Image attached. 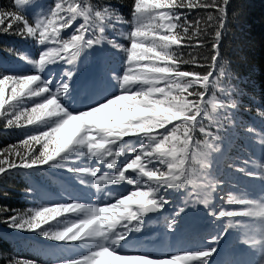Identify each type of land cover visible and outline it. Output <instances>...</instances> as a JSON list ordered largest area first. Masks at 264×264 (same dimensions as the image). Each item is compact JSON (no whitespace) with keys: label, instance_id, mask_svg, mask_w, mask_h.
I'll list each match as a JSON object with an SVG mask.
<instances>
[{"label":"snow or ice","instance_id":"1","mask_svg":"<svg viewBox=\"0 0 264 264\" xmlns=\"http://www.w3.org/2000/svg\"><path fill=\"white\" fill-rule=\"evenodd\" d=\"M230 4L133 0L131 19L111 6L78 0H56L34 19L26 15L35 7L30 0H14V10L0 7V32L44 46L38 59L5 49L28 70L0 59V118L6 127H22V120L40 126L0 149V176L23 172L33 200L51 198L48 182L59 183L58 195L68 201L25 212L0 207V223L56 242L39 249L53 264H249L235 252H218L230 231L264 251V161L252 160L249 168L247 160L237 165L231 156L241 137L264 154V104L254 110L256 127L240 116L233 98L245 90L231 84L234 74L222 51ZM65 29H71L66 36ZM49 65L59 71L45 72ZM30 99L31 108L25 106ZM32 144L42 150L34 153ZM81 157L88 163H77ZM51 169L66 170L80 185L94 181L95 200L73 192L69 178L58 181ZM225 169L251 181L228 194L233 208L214 195L230 183ZM120 184L130 187L108 188ZM257 186L259 198H250ZM200 206L210 218L207 228L194 221ZM62 213L75 218L42 227ZM153 220L165 230L157 234L161 243L147 242ZM8 264L36 262L9 258Z\"/></svg>","mask_w":264,"mask_h":264},{"label":"trees","instance_id":"2","mask_svg":"<svg viewBox=\"0 0 264 264\" xmlns=\"http://www.w3.org/2000/svg\"><path fill=\"white\" fill-rule=\"evenodd\" d=\"M48 2L49 0H40ZM14 0H0V7L7 10H14L12 8ZM78 2H85L97 8L111 6L118 10L119 14L127 17L131 14V7L133 0H78ZM185 11V10H182ZM197 11V10H194ZM236 12L235 18L231 13ZM191 19V17H190ZM80 20L74 22L79 23ZM113 23H117L113 20ZM15 27V26H14ZM71 29L62 30V33L68 34ZM111 37L113 32L106 30ZM41 46L38 41L34 39H24L12 32H0V59L6 60L10 66H23L26 70L30 65L18 59L17 56L5 51L6 48H13L21 52H27L33 57L36 49ZM223 54L229 62V67L233 72L231 84L239 89H244L245 92L241 96L234 95L233 98L238 100L241 117L259 127V117L255 113V109L261 104H264V0H231L229 6V17L227 21V31L223 37ZM188 66H183L182 70H186ZM47 72V68L45 69ZM236 77H239L237 79ZM39 102L40 98H32ZM206 100H211V92L206 94ZM31 108V99L25 105ZM210 107V105H209ZM253 111H248V108ZM22 127L11 126L6 127V121L0 118V149L10 144H19L21 140L26 138V135L34 132V124L27 125L21 121ZM241 137L235 141L231 151L233 163L237 159L238 151L242 150L247 143L243 142ZM36 145L34 153H39L42 150L41 144ZM12 159V157H9ZM18 160L19 157H16ZM226 170V169H225ZM226 180H230L227 173H225ZM35 179V178H33ZM226 184V183H225ZM29 186V178L23 172H16L11 170L7 177L0 176V207L6 206L8 209H17L25 212L28 209L35 207H51L54 203L60 202L64 196L58 195L61 188L52 187L49 182L47 184L48 191L53 194L49 199H30L26 194L25 189ZM72 190V189H71ZM75 192V190H72ZM215 194V193H214ZM229 190L226 186L222 187L216 195L222 196L225 201V206L228 208L236 207L235 205L226 204ZM67 213H62L54 220H50L48 224L42 227L47 228L49 225H60ZM206 212L203 207L194 209V218L203 219ZM35 237L39 245L47 242L45 237L39 236L37 233L22 232L20 230L10 229L4 223H0V264H8V259H30L36 264H53L52 259H43L31 253V248L34 245Z\"/></svg>","mask_w":264,"mask_h":264},{"label":"rangeland","instance_id":"3","mask_svg":"<svg viewBox=\"0 0 264 264\" xmlns=\"http://www.w3.org/2000/svg\"><path fill=\"white\" fill-rule=\"evenodd\" d=\"M36 148V145L33 146V150Z\"/></svg>","mask_w":264,"mask_h":264}]
</instances>
